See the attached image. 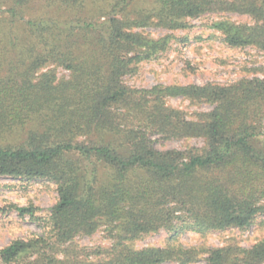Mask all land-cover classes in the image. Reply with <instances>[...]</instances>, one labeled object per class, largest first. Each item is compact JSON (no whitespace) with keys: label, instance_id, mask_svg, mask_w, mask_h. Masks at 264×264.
I'll use <instances>...</instances> for the list:
<instances>
[{"label":"trees","instance_id":"trees-1","mask_svg":"<svg viewBox=\"0 0 264 264\" xmlns=\"http://www.w3.org/2000/svg\"><path fill=\"white\" fill-rule=\"evenodd\" d=\"M215 13L249 17L214 27L231 47L264 51V0H0V178L58 192L46 218L15 207L45 233L1 248L0 264H264V239L249 249L178 241L264 216V78L150 89L124 81L173 39L142 29H186ZM58 67L70 79L59 80ZM172 98L213 108L189 119ZM156 137L204 144L160 150ZM103 226L109 248L77 243ZM160 230L170 234L165 247L134 248Z\"/></svg>","mask_w":264,"mask_h":264},{"label":"rangeland","instance_id":"rangeland-1","mask_svg":"<svg viewBox=\"0 0 264 264\" xmlns=\"http://www.w3.org/2000/svg\"><path fill=\"white\" fill-rule=\"evenodd\" d=\"M236 24H252L247 16L227 13L207 14L197 19H189L186 29L171 31L160 27H148L141 31L154 39L167 35L173 37L168 49L153 60L139 64L138 70L124 78L125 84L136 89H150L157 85H205L227 86L243 79L264 78V51L255 47L234 48L224 41L223 34L214 25L222 21ZM51 66L50 68H54ZM43 71H47L44 69ZM57 78L70 79L71 73L58 67ZM168 104L182 110L189 119L196 114L212 110L209 104L196 105L183 98H172ZM156 147L160 150L203 147L202 139L162 141L156 137ZM58 200L57 186L48 181H25L18 178H0V249L17 239L30 240L43 236L44 224L30 216L21 217L15 207L33 206L37 218H46ZM170 234L165 230L152 233L133 243L135 249L150 247L163 248ZM264 239V216L246 230L230 229L212 231L205 235L185 231L178 241L187 248H221L237 242L241 247L252 248ZM81 247L109 248L113 240L106 226L94 235L79 237ZM203 256L198 264H205ZM173 264V263H166Z\"/></svg>","mask_w":264,"mask_h":264}]
</instances>
